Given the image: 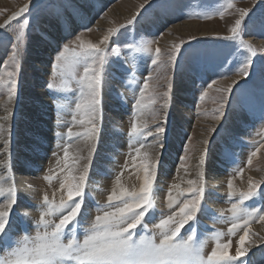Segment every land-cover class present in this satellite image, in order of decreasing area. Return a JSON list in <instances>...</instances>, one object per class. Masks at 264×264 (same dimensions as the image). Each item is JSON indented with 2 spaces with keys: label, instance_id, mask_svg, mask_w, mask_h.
<instances>
[{
  "label": "rangeland",
  "instance_id": "rangeland-1",
  "mask_svg": "<svg viewBox=\"0 0 264 264\" xmlns=\"http://www.w3.org/2000/svg\"><path fill=\"white\" fill-rule=\"evenodd\" d=\"M2 1L1 22L17 15L0 31V264H32L49 249L34 263L50 264L64 245L81 264L96 245L98 264H264L256 233L239 255L243 235L264 230V0H136L123 20L108 14L130 0ZM70 18L72 34L27 65L32 43ZM207 22L221 28L199 36L183 25ZM25 72L39 82L26 96ZM253 107L244 142L232 131L219 141ZM177 128L183 141L165 171ZM219 142L240 146L241 158L218 164Z\"/></svg>",
  "mask_w": 264,
  "mask_h": 264
},
{
  "label": "bare ground",
  "instance_id": "bare-ground-1",
  "mask_svg": "<svg viewBox=\"0 0 264 264\" xmlns=\"http://www.w3.org/2000/svg\"><path fill=\"white\" fill-rule=\"evenodd\" d=\"M105 1H107V0H105ZM131 2L130 3H125L124 5H120L119 7H117V11L118 12H114V10H111V12L108 14V16L110 17V18H112V19H120V20H123V19H125V18H127L128 17V13H126V12H124L125 11V8H127L128 10H130L133 6H134V2L136 3V0H130ZM145 0H140L139 2H137L136 3V6H137V4L138 3H140V2H144ZM3 3V1L2 0H0V4H2ZM14 11V10H13ZM20 10H18V12H19ZM17 12V13H18ZM21 12V11H20ZM10 13V12H9ZM16 14V13H15ZM14 14V12H13V14L11 13V14H9V15H6V17L2 20V22L0 21V31H2V30H5L6 29V27H7V24H9L10 22H11V20L17 15H15ZM87 14H88V11L87 12H85L84 13V18H83V20H82V24L84 23L85 24V22L86 21H88V20H86V16H87ZM164 19V20H163ZM84 21V22H83ZM231 21H232V19L231 18H228V19H226V21H224L225 23H224V28L227 26H229L230 24H231ZM73 22H74V19L73 18H70V19H66V21L61 25V27L60 28H54L55 30L53 31V29H52V31H49L48 32V34H47V41L46 42H44V43H41V41H40V43H32V46H30L31 47V49H30V52H29V54H28V58L26 57V59H27V62H28V64L27 65H29L30 64V62L31 61H37V62H39L38 61V58L40 59V58H42V56H45V58L47 57V55H49L51 52L50 51H53L54 50V45H55V43H54V36H58V38H66L69 34H72V32L75 30V28H77L78 26H75L74 27V24H73ZM151 22H153V23H156L157 25L158 24H160V25H162L163 27L165 26L164 24L165 23H168V22H170V20L169 19H167V18H161V19H159L158 18V16L157 15H155V14H153L152 16H151ZM179 25H181V24H179ZM179 25H176V26H174V27H172L171 29H170V32H172V33H174V32H180L179 30H178V27H179ZM183 25H184V27H186V31L187 32H189L190 34L191 33H193V34H198L199 36H206V35H209L210 33H213V32H215V31H217L218 30V28L220 27L221 28V26H220V23H209V22H207V23H204V24H194V23H183ZM159 26V25H158ZM219 26V27H218ZM74 27V28H73ZM58 29V32L57 33H55L56 32V30ZM219 31V30H218ZM193 34H191V35H193ZM195 35V36H196ZM38 37H36V39H37ZM57 38V37H56ZM35 39V40H36ZM169 38L167 37V36H165V38H164V40L163 41H167ZM174 39V38H173ZM253 39V38H252ZM247 41V40H246ZM37 59V60H36ZM43 60V59H42ZM49 61V60H48ZM40 63H42V64H44L43 62H40ZM48 63V62H47ZM32 64V63H31ZM39 66H41V65H39ZM38 65L37 66H35V67H37V68H35L34 70H35V74H38V73H42L43 71H44V68H40ZM45 66V65H44ZM30 70V69H29ZM47 70V69H46ZM26 71V70H25ZM34 72V71H33ZM31 73H26L25 72V76L24 77H26V78H24V79H22L21 80V88H24L23 89V92H22V94L23 93H25V96L28 94L27 93V91H28V81L30 80V82H35V83H37V78H33V77H35V76H32V75H30ZM48 74H47V71H44L43 72V75L41 76V81H45V80H47L48 79V76H47ZM23 76V75H22ZM31 76V77H30ZM234 82V80L233 79H229L228 81H224V82H222L223 84H224V86L225 85H228L229 83H233ZM39 84V82L36 84V85H38ZM25 87H26V89H25ZM109 88H113L112 87V85H110L109 87L107 86V87H105V94L103 95L104 96V98L106 97V98H111V96H112V94H111V92H110V90H109ZM39 90H40V88H39ZM29 95H31L32 97L34 96L35 98L36 97H38L37 99H39V97H40V92L39 91H33L32 93H30ZM48 100V99H47ZM47 100H41L43 103V105L46 103V101ZM185 104V103H184ZM248 104V103H247ZM246 104V105H247ZM187 105V104H186ZM245 105V106H246ZM185 106V105H184ZM38 107V106H37ZM31 109H33V107H31ZM102 109V108H101ZM177 109V108H176ZM29 110V109H28ZM179 111L180 110H178L177 109V112L174 114V116H175V119H176V121L174 122V128H175V125L178 123V121H181L182 120V117L180 116V114H181V111H180V113H179ZM245 111H250V109H246L245 108ZM253 111H254V116H253V114H252V116L251 117H248L247 116V114H242V116L240 117V118H238V117H234L226 126H229L231 129L230 130H228V131H226V132H224L221 136H220V138H219V141H221V142H223V141H225L226 140V135H228V133L230 132V131H232V135H233V137H234V135L235 136H238V139H241L242 140V138H243V140H242V143L244 142V139H245V135L247 136L248 135V129L250 128V126L254 123V121H255V119H256V112H255V109H254V107H253ZM33 112V111H32ZM31 112V113H32ZM117 112H119V111H117ZM42 115H43V113H41ZM44 116H43V118H44V123L46 124V122L47 121H49V119L46 117V116H48V114L46 115V112H44ZM27 115V114H26ZM230 118H232V115H230ZM116 121V120H115ZM115 121H113V122H115ZM48 124V123H47ZM68 124V123H67ZM202 124V123H201ZM216 124V123H215ZM39 125V124H38ZM43 126V125H42ZM45 126V125H44ZM115 130L116 131H111L113 134H115L116 135V137L118 138H113V141H114V147H113V151H116L117 153H119L120 151H121V148H122V146L123 145H121V143H122V140L121 139H119V132H120V128H121V124L120 123H117V122H115ZM215 126V125H214ZM225 126V127H226ZM211 127V126H210ZM43 129V128H42ZM114 129V128H113ZM224 129V128H223ZM50 131V130H49ZM182 133V135H181V133ZM46 133V132H45ZM111 133V134H112ZM110 133H109V131L107 132V131H105V133H103L102 134V136H107V135H109ZM183 129H182V131L179 129L178 130V128H177V130L175 131V133L173 134V138H171L172 140H171V144H172V148H170L169 149V159L168 160H166L165 159V161L163 162V167H165V171L167 170V168H168V166L170 165V163L169 162H172V161H175L176 160V158L178 157V151H179V149H180V145L182 144V141H183ZM38 136V135H37ZM113 137V135L110 137V138H112ZM121 137H122V135H121ZM203 138V137H202ZM235 138V137H234ZM236 139V138H235ZM139 140V139H138ZM237 140V139H236ZM237 141H239V140H237ZM233 142H228V144H232ZM224 144L223 143H218L217 144V146H215L214 148H212V149H214L215 150V157L216 158H219L220 160H219V162H218V164H222V163H226V161H228L230 164H233V163H235V161H237L236 159H238L239 157L241 158V156H242V153H241V151H240V146H233V145H230V146H228V147H224L223 146ZM238 145V144H237ZM148 146V145H147ZM138 149V148H137ZM153 150V149H152ZM152 150H148V151H146V152H142L141 151V154H143V158L145 159V161H146V159H147V161L149 162V161H151V159L152 158H154V152L152 151ZM217 150V151H216ZM235 150H239V151H235ZM26 151V150H25ZM112 153V152H111ZM115 155H117L116 153H115ZM158 157V156H157ZM101 158V157H100ZM110 158V157H109ZM113 158V157H112ZM115 158V157H114ZM158 159V158H157ZM144 161V160H143ZM112 162V161H111ZM166 162L167 163H169V165H165L166 164ZM113 163H114V161H113ZM112 163V164H113ZM228 163V165H230ZM150 164V163H149ZM197 165V164H196ZM173 166V165H172ZM212 166V165H211ZM197 167H198V165H197ZM148 169V168H147ZM151 169V168H150ZM206 169V168H205ZM163 170V169H162ZM196 170H198V169H196ZM211 170V169H210ZM214 170V169H213ZM199 171V170H198ZM201 171V170H200ZM150 172V171H149ZM210 172V171H209ZM134 173V172H133ZM137 175V174H136ZM149 175V174H148ZM129 176V175H128ZM248 176V175H247ZM252 178H255L254 176H253V174H252V176H251ZM245 178V177H244ZM140 179V178H139ZM248 179H249V176H248ZM135 180V179H134ZM140 182H142V180L140 181ZM212 183H214L215 184V182H212ZM212 183H209V184H211L212 186H215V185H213ZM207 185H208V183H207ZM138 188V187H137ZM261 192V194H260V196H259V194H257V196H256V199H257V202H258V204H260V205H263V203H264V195H263V192H264V188L260 191ZM159 193V192H158ZM264 224V223H263ZM255 235V233L258 235V237H264V230H261V228H258V230H252V229H250L245 235H243V237H242V239H241V243H243V246L242 247H244V250L242 251V250H240L241 252L239 253V255H240V257H243V255L244 254H246V253H248V252H250L253 248H254V241H251V239H256V238H254V235ZM250 234H252L253 236H251ZM42 237L44 238V234L42 235ZM55 237H58V236H55ZM258 239V238H257ZM256 239V240H257ZM260 240V239H259ZM27 242V241H26ZM249 243H252V244H249ZM238 244H240V243H238ZM246 244H249L248 246H246ZM20 245V248L23 250L25 247H29V246H32L31 244H28V243H25L24 245H22V244H19ZM33 245H34V242H33ZM61 248H63L65 251L68 249L65 245L64 246H62ZM61 248L59 249V250H61ZM94 248H97V251H95V252H90V251H88V252H86V255L88 256V258H90V259H92V263H90V264H93L94 262H96V263H94V264H98L97 263V257L99 256V249H98V247H97V245L94 247ZM242 249V248H241ZM59 250L57 251V252H55L56 253V255L55 256H53L52 257V260H53V262H51L52 264L53 263H55V264H58L59 262H61V260H62V258L64 257V258H66V255L65 254H63L62 252L60 253L59 252ZM93 250H95V249H93ZM49 252H50V249L45 253V254H43V255H35L33 258H34V260L37 258V257H45V256H48L49 255ZM77 252V251H76ZM92 253V254H91ZM109 254V253H108ZM261 257H263L262 255L259 257L258 256V259L257 260H260L261 259ZM254 258H256V256H254L253 257V259L251 258V262H253L252 264H255V259ZM14 259V258H13ZM263 259V258H262ZM261 259V260H262ZM8 260H10V259H8ZM17 261H18V259H16ZM34 260H32V264H37V263H34ZM66 260H67V264H81V263H78L79 262V259L76 257V255H75V253H73L72 255H69V258H66ZM103 260V259H102ZM11 261V260H10ZM21 261H23L22 259H21ZM44 261V260H43ZM41 262L40 264H45L44 262ZM99 261V260H98ZM20 262V261H19ZM24 262V261H23ZM27 262V261H26ZM12 263H16L15 261L13 262L12 261ZM50 263V264H51ZM21 264V263H20Z\"/></svg>",
  "mask_w": 264,
  "mask_h": 264
}]
</instances>
